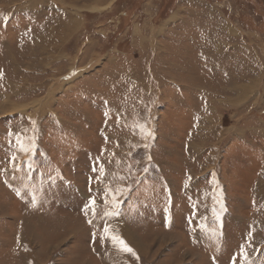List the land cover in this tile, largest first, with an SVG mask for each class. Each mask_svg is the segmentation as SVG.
Here are the masks:
<instances>
[{
    "label": "rangeland",
    "instance_id": "374dc122",
    "mask_svg": "<svg viewBox=\"0 0 264 264\" xmlns=\"http://www.w3.org/2000/svg\"><path fill=\"white\" fill-rule=\"evenodd\" d=\"M0 264H264V0H0Z\"/></svg>",
    "mask_w": 264,
    "mask_h": 264
},
{
    "label": "snow or ice",
    "instance_id": "6c2138e0",
    "mask_svg": "<svg viewBox=\"0 0 264 264\" xmlns=\"http://www.w3.org/2000/svg\"><path fill=\"white\" fill-rule=\"evenodd\" d=\"M13 159H15V158H13ZM86 208H87V206H86ZM105 231L107 232L108 229L105 228ZM111 239H112L114 242H117V237L113 236V237H111ZM118 243L124 246V250H125V251H129V252H131V249L127 247V245L124 243V241H123L122 239L119 240Z\"/></svg>",
    "mask_w": 264,
    "mask_h": 264
},
{
    "label": "bare ground",
    "instance_id": "6f19581e",
    "mask_svg": "<svg viewBox=\"0 0 264 264\" xmlns=\"http://www.w3.org/2000/svg\"><path fill=\"white\" fill-rule=\"evenodd\" d=\"M72 25V24H71ZM16 109V108H15Z\"/></svg>",
    "mask_w": 264,
    "mask_h": 264
}]
</instances>
